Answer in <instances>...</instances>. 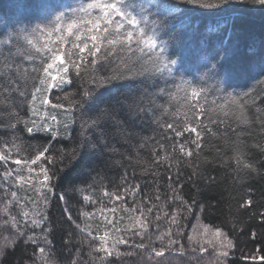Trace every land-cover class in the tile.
Listing matches in <instances>:
<instances>
[{"label":"trees","instance_id":"trees-1","mask_svg":"<svg viewBox=\"0 0 264 264\" xmlns=\"http://www.w3.org/2000/svg\"><path fill=\"white\" fill-rule=\"evenodd\" d=\"M69 2L79 4L90 0ZM14 3L15 0H0V28L7 26L11 31L13 25H28L32 13H23L22 23L17 24L22 14ZM181 7L194 11L189 14L190 27L179 29L177 33L182 44L179 51L185 60V66L180 71L183 79L188 81L202 77L209 89L200 98L206 110L202 119L207 125V128L198 129L201 131V147L196 149L195 145H191L194 152L190 158L181 156L178 147L175 152L172 151L174 141L187 142L195 139V134L185 132L182 137L176 138L172 130L160 127L162 123H174L179 127L184 124L185 116L192 117V110L183 104V92L169 84V90L176 92L177 99L170 100L165 96L157 100L158 104L169 107L167 114L157 112L159 123L152 118L137 121L136 135L132 140L120 141L116 145L117 151L103 158L89 156L85 161L87 167H81L67 178L57 164L54 169L57 178L51 181L54 186L52 192H47L42 185L43 176L38 171L40 162L33 166L37 171L28 173L23 165L17 166L10 161L5 165L0 161V242L5 238L11 240L15 234L10 216H15L22 224V210L39 209L48 216L45 224L51 228L47 237L50 243L44 242L41 228L33 229L28 225L25 230L35 232L40 244L46 248L44 256L50 264H70L71 260H77L78 264H264V217L261 216L264 213V125L261 123L264 121V78L237 75L233 78L232 87L227 88V93L250 94L244 97L247 101L244 113L248 122L240 123L231 113L238 112L237 106L242 101L235 104L231 100L226 101L225 93L214 90V82L203 77V70L197 71L202 54L208 47L220 51L223 57L221 64L227 69L254 63L264 47V6L253 3V0H234V7L238 10L237 23L241 27L231 29V36L227 32L209 31L216 20L212 15L215 9L190 4H181ZM37 22L31 20L32 25ZM107 48V45L102 47L97 53L100 58L97 65L89 67L87 72L77 75L76 70L69 66L68 73H61L70 83L52 89L40 86L41 91L36 93L34 102L31 101L30 90L28 102L15 109L20 117L16 130L10 127L14 122L13 105L9 103L0 107V151L6 150L5 144L13 157L17 154L21 157L30 155L45 144H51L49 154L53 157L60 149L71 151L82 129L80 113L70 109L79 94L91 86L93 74L127 72L130 68L133 72L147 70L151 73L153 65L146 54L125 51L105 58ZM66 50L77 54L70 44L66 45ZM61 59L68 64L65 55ZM141 78L136 76L115 81L103 90L105 94L101 102L123 100L137 89ZM224 78L225 73L221 71L216 79ZM179 81L180 77H177V83ZM45 98L47 104L43 103ZM15 102L18 103V99ZM3 103L0 98V105ZM57 104L64 107H53ZM225 111L228 116L224 115ZM72 117L75 123L71 122ZM209 118L216 122L212 123ZM25 121L33 127L32 133L25 130ZM42 124L58 129L55 140L49 132L37 130ZM141 143L143 148L139 147ZM161 144L164 148L160 147ZM237 147L244 154L242 159L249 162L254 171L237 167L233 158ZM165 155H169L168 161L161 159L160 163L155 162L157 156L162 158ZM48 167L53 168V165ZM6 168L18 169L24 181L16 183L14 176L5 180L3 173ZM135 185H139V191L133 195ZM13 191L17 192L15 199L11 196ZM105 191L112 195H105ZM41 192L47 197L46 209L41 202ZM174 193L182 198L183 204L180 199L173 201ZM115 194H119L121 199H116ZM85 195L90 197L89 201L83 200ZM61 196L63 199H60ZM157 196L160 199H156ZM248 198H251L252 204L240 208V204ZM9 201L12 203L9 204ZM149 207L152 208L151 213L147 212ZM141 208L145 210L144 216L140 214ZM85 212L90 215H83ZM69 214L72 221L68 220ZM173 214L178 218V225L171 219ZM36 218L40 219L39 216ZM137 219L144 220L147 226L143 241L139 235H133L134 231H139ZM5 221L9 223L5 224ZM205 228L209 229L207 233ZM169 229L174 236L179 232L177 244L166 251L165 257L150 258L151 248L162 246L157 236ZM215 229H220L233 241L234 246L226 258L217 256L213 248L216 241L207 243L212 240ZM89 232L92 236H88ZM105 233L108 234L107 246L111 256L94 251L101 244L99 237ZM189 237L194 239L189 240ZM117 238L128 240L129 244H117L113 248ZM141 242L148 247L143 250L130 247ZM201 247L206 251H201ZM33 261L44 264L35 244L19 243L0 252V264H33Z\"/></svg>","mask_w":264,"mask_h":264},{"label":"snow or ice","instance_id":"snow-or-ice-1","mask_svg":"<svg viewBox=\"0 0 264 264\" xmlns=\"http://www.w3.org/2000/svg\"><path fill=\"white\" fill-rule=\"evenodd\" d=\"M253 3L264 6V0H253ZM181 4L215 9L216 11L212 15L216 17V20L214 26L209 28L210 32H227L228 36H231V29L241 27V24L237 23L236 13L238 10L234 7V0H90V2L79 4H74L69 0H15L14 7L22 14L17 24L22 23L23 13L31 12L32 15L28 25L21 27L13 25L11 31H8L7 26L0 28V46H2L0 47V98L4 101L0 107H6L9 103L13 105L14 122L10 124L13 130H16L17 122L20 120L19 112L15 109L28 102L30 90L31 101L34 102L37 98L36 93L41 91L40 86L51 89L64 83H70V80H67L61 73H68L69 66L76 70L77 75H80L82 71L87 72L89 67L94 68L100 59L97 53L104 45L108 46L105 58L125 51L132 54L139 52L146 54L153 68L151 73H148L147 70L133 72L130 68L127 72L114 71L102 75L93 74L91 86L79 94V98L73 102L70 109V111L80 113L82 129L80 138L71 151L60 149L57 156L53 157L49 154L51 144H45L36 148L30 155L21 157L17 154L13 157L12 151L5 144L6 150L0 151V161L5 165L9 161L17 166L23 165L28 173L37 171L33 166L40 162L38 171L43 176L42 185L47 189V192H52L54 186L51 181L57 178L54 170L57 164L59 170L64 171L67 178L81 167H87L85 161L89 156L103 158L109 153H115L116 145L120 144V141L132 140L136 135L137 121L152 118L154 122L159 123L160 118L157 116V112L167 114L169 107L158 104L157 100L165 96L170 100L177 99L176 92L169 90V84L177 91L183 92V104L192 110V117L185 116L184 124L179 127L174 123H162L160 127L172 130L176 138L182 137L185 132L195 134V139H189L187 142L174 141L172 148V151L175 152L178 147L181 156L192 157L194 149L191 145H195L196 149L201 147V131L198 129L207 128L202 119L206 110L201 105L200 98L209 89L202 77H194L192 81H188L183 79L180 71L185 66V60L179 51L182 44L177 33L179 29L190 27L189 14L194 11V9L181 7ZM31 20L38 22L32 25ZM69 44L71 49L77 51V54L74 55L66 50V45ZM208 44L210 45V40ZM85 53L86 55H84ZM62 55L67 57L68 64H65L61 59ZM88 57L92 59L89 60ZM222 59L219 50L208 47L202 54L200 68L197 71L203 70V77L214 82V90L225 93L226 101L231 100L234 104L237 101H242L237 106L238 112L231 114L238 122L247 123L244 113L247 101L244 100V97L250 94L248 92L242 95L227 93V88L232 87L233 78L237 75L264 78V47L261 48L258 59L254 63L227 69L221 64ZM53 71L56 73L55 75H53ZM221 71H224L225 78L217 80ZM136 76L142 78L134 92L126 95L123 100L109 99L101 102V98L105 94L103 90L113 85L115 81L133 79ZM177 77H180L179 83H177ZM17 99L18 103L15 102ZM43 103H48L46 98ZM53 107L64 106L57 104ZM32 111L34 114L35 110L32 109ZM224 115L228 116L229 113L225 111ZM52 119L55 120L56 117L53 116ZM209 119L211 120V118ZM71 122H76L74 117L71 118ZM211 122L215 123L216 121L211 120ZM261 123L264 125V121ZM24 127L28 133L33 132V127L28 126L26 121ZM67 127L66 123L65 128ZM37 130L49 132L52 140L58 136V129H53L47 124H42ZM139 147L143 148L144 144L141 143ZM160 147L164 148V145L161 144ZM234 152L233 158L238 168L242 166L244 169L255 170L249 162L242 159L244 154L239 147L234 149ZM161 159L168 161L169 155L162 158L157 156L155 162L160 163ZM48 165H53V168H49ZM12 176L15 177L16 183L25 179L18 174V169L6 168L3 173L4 179L7 180ZM169 179L171 178L169 177ZM138 191L139 185H135L132 194L134 195ZM105 195L112 194L105 191ZM11 196L15 199L17 192H11ZM115 196L116 199H121L119 194H115ZM60 199H63V196ZM89 199L88 195L83 197L84 201H89ZM156 199H160V197L157 196ZM172 199L173 201L180 199V203H184L182 198H179L175 193ZM41 202L46 209L48 201L43 192H41ZM11 203L12 201H9V204ZM251 204L252 200L248 198L240 204V208H246ZM135 210L133 209V211ZM139 211L141 216H144L145 210L141 208ZM147 212L151 213L152 208H147ZM5 214H7V209H5ZM82 214L90 215L86 212ZM21 215L23 217L22 224L17 221L15 216L9 217L15 234L11 240L5 238L3 242H0V252L5 251L8 247H15L19 243L25 245L31 243L37 246L44 264H50L44 256L46 248L40 244L35 232L29 233L25 230L28 225H31L33 229L41 228L44 242L50 243L47 237L51 228L45 224L48 216L41 213L39 209L22 210ZM165 215L168 213L165 212ZM30 216L31 219H29ZM37 216L40 219H37ZM261 216L264 217V213H261ZM156 219H160L159 215L156 216ZM171 219L177 225L179 224L175 214ZM68 220L72 221L70 214ZM8 223L9 221H5V224ZM136 225L139 226V231H134L133 235H139L143 241L144 233L147 231L146 223L144 220L137 219ZM208 231V228L204 229L205 233ZM88 236H92V233L89 232ZM178 237L179 232L177 231L174 236L171 229L158 235L157 239L162 246L159 248L153 246L149 257H165L166 251L177 244ZM192 239L194 238L189 237V240ZM99 240L101 244L94 251L104 252L111 256L112 252L107 246L108 234L100 236ZM213 240L217 242L213 245L217 256L228 257L229 251L234 246L233 241L220 229L213 231L212 240L207 243H212ZM117 244H129V241L117 238L112 247L114 248ZM130 247L143 250L148 246L141 242L133 243ZM200 250L206 251L203 247ZM127 254L132 255V252ZM117 255L120 253L117 252ZM70 264H78V262L71 260Z\"/></svg>","mask_w":264,"mask_h":264},{"label":"rangeland","instance_id":"rangeland-1","mask_svg":"<svg viewBox=\"0 0 264 264\" xmlns=\"http://www.w3.org/2000/svg\"><path fill=\"white\" fill-rule=\"evenodd\" d=\"M52 88H53V87H52ZM52 88H51V89H52Z\"/></svg>","mask_w":264,"mask_h":264}]
</instances>
